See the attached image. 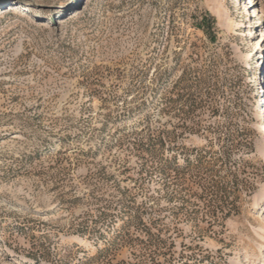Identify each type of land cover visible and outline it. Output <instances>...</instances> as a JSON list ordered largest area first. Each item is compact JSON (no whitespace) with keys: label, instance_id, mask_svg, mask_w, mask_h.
I'll return each instance as SVG.
<instances>
[{"label":"rangeland","instance_id":"obj_1","mask_svg":"<svg viewBox=\"0 0 264 264\" xmlns=\"http://www.w3.org/2000/svg\"><path fill=\"white\" fill-rule=\"evenodd\" d=\"M0 264H264V0H0Z\"/></svg>","mask_w":264,"mask_h":264},{"label":"bare ground","instance_id":"obj_2","mask_svg":"<svg viewBox=\"0 0 264 264\" xmlns=\"http://www.w3.org/2000/svg\"><path fill=\"white\" fill-rule=\"evenodd\" d=\"M17 7L16 6H12V8H9V10H12V11H17Z\"/></svg>","mask_w":264,"mask_h":264}]
</instances>
